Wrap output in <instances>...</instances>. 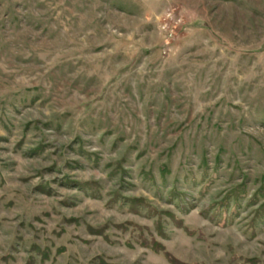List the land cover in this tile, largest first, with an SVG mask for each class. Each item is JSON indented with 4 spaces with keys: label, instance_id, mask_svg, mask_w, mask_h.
Segmentation results:
<instances>
[{
    "label": "rangeland",
    "instance_id": "1",
    "mask_svg": "<svg viewBox=\"0 0 264 264\" xmlns=\"http://www.w3.org/2000/svg\"><path fill=\"white\" fill-rule=\"evenodd\" d=\"M0 264H264V0H0Z\"/></svg>",
    "mask_w": 264,
    "mask_h": 264
}]
</instances>
